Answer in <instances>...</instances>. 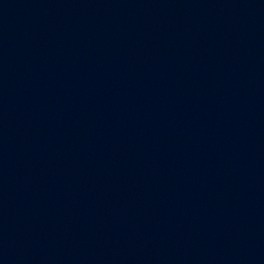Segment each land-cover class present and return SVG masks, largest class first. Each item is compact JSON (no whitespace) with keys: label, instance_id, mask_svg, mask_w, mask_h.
I'll list each match as a JSON object with an SVG mask.
<instances>
[{"label":"water","instance_id":"95a60500","mask_svg":"<svg viewBox=\"0 0 264 264\" xmlns=\"http://www.w3.org/2000/svg\"><path fill=\"white\" fill-rule=\"evenodd\" d=\"M0 264H264V0H0Z\"/></svg>","mask_w":264,"mask_h":264}]
</instances>
